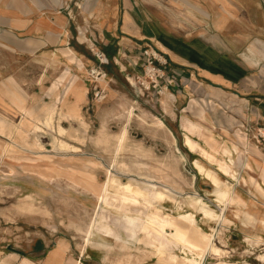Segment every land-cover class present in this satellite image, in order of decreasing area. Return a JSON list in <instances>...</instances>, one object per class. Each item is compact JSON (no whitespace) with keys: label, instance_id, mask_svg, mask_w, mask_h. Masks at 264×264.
<instances>
[{"label":"rangeland","instance_id":"rangeland-1","mask_svg":"<svg viewBox=\"0 0 264 264\" xmlns=\"http://www.w3.org/2000/svg\"><path fill=\"white\" fill-rule=\"evenodd\" d=\"M247 7L252 14L253 4ZM244 18L237 17L238 33L245 30ZM126 19L131 20L127 13ZM100 26L71 24L73 35H86L78 39L82 44L71 45L83 54H74L75 67L70 59L61 64L53 51L26 57L0 46V258L9 264L40 263L59 247L58 264H264V187L256 186L260 183L248 174V162L241 163L242 149L235 145L239 128L249 147L264 150L256 138L262 125L239 122L229 103L205 109L202 119L195 109L182 112L190 94L185 101L166 100L171 87L161 94L142 90L137 78L143 73L142 52L153 48L163 55L156 39L144 40L137 57L118 56L111 44L108 59ZM114 28L119 31L120 23L106 25L110 32ZM232 42L235 59L243 62L240 53L252 40ZM97 50L104 54L103 80L89 74L98 64ZM250 75L257 80L251 93H262L260 68ZM77 88L84 95L79 114H73L65 100L74 101ZM54 103L53 120L46 125L43 111ZM123 128L126 139L116 149ZM101 130L105 141L99 140ZM251 154L250 148L243 159ZM225 163L232 167L224 168ZM109 173L131 192L139 185L161 197H152L149 207L144 201L111 199L102 211L97 192ZM235 173L238 180L232 179ZM230 191L233 200L224 204ZM206 237H212L207 252ZM212 244L221 253H212Z\"/></svg>","mask_w":264,"mask_h":264},{"label":"crops","instance_id":"crops-1","mask_svg":"<svg viewBox=\"0 0 264 264\" xmlns=\"http://www.w3.org/2000/svg\"><path fill=\"white\" fill-rule=\"evenodd\" d=\"M250 3L254 6L252 14L247 7ZM126 13L131 17L129 23ZM239 14L245 17V22H240L245 24V30L238 33ZM118 23L119 31L106 29V25ZM71 24L101 25L99 38L105 39L107 46L115 44L118 56L131 53L137 57L134 54L145 45L144 40L156 39L158 48L159 44L165 47L166 51L159 50L168 59V70L181 75V82L171 87V93L164 95L166 100L177 97L185 101L186 94H190L192 97L182 112L195 109L202 119L208 108L224 109L222 105L229 103V109L239 122L252 120L264 126V86H261L262 93H251L257 90V80L250 75L260 68V77L264 79V1L0 0V46L18 55L41 57L47 51H53L60 55L61 64L70 57L76 60L74 54L83 56L71 45L73 42L82 44L78 39L84 40L86 35H73ZM96 32L91 30V34ZM227 39L229 42H225ZM243 39L252 42L240 53L243 61L240 62L234 57L232 41ZM66 49L72 53H63ZM72 60L69 65L75 67L76 62ZM74 94L75 100L66 99L65 103L71 110L69 113L79 114V101L84 93L76 89ZM153 121L163 125L159 118ZM235 134L239 143H233L240 145L237 146L239 149L245 152L251 148L255 152L246 160L242 155L241 163L243 160L248 162V174L264 187V150L249 147L248 136L241 129L237 128ZM236 177L238 180L237 174L232 179L236 180ZM56 249L59 251V247ZM54 251L40 263L23 260L20 264H46L47 261L58 264L60 260L52 257ZM0 264H9V261L0 258Z\"/></svg>","mask_w":264,"mask_h":264},{"label":"bare ground","instance_id":"bare-ground-1","mask_svg":"<svg viewBox=\"0 0 264 264\" xmlns=\"http://www.w3.org/2000/svg\"><path fill=\"white\" fill-rule=\"evenodd\" d=\"M146 2V1H145ZM130 6V5H129ZM159 49L161 51H166L165 50V47L162 45V44H159ZM63 53L69 55L71 52L70 49H66L63 51ZM158 56L163 59V57L161 55L158 54ZM70 59L72 60L73 57H70ZM66 73V72H65ZM67 74V73H66ZM65 74V75H66ZM69 74V73H68ZM100 80H103V78H101ZM78 91H80L81 89L77 88ZM170 97V96H169ZM16 99H18V97H16ZM55 110H56V104H51L49 105L48 107H46L43 111V114L45 116V124L46 125H51V122L53 120V117H54V114H55ZM56 116V115H55ZM63 117V113L62 111L59 112V118H62ZM156 121H159L158 119H156ZM57 122V121H56ZM43 124V123H42ZM56 125V124H55ZM53 126V125H52ZM51 127V126H50ZM53 128V127H52ZM59 132H62L64 130V128L62 127V125H60V123L57 124V128ZM55 129V130H56ZM66 129V128H65ZM106 139V136L104 134V131L101 130L100 131V136H99V140H103L105 141ZM126 139V129L123 128L121 129V131L119 132V134L117 135V142H116V149H122V144L124 143ZM213 139V138H211ZM58 142V141H57ZM59 142H65V141H59ZM67 142V141H66ZM39 145V144H38ZM65 145V144H64ZM68 145V144H67ZM224 145V144H223ZM72 146V145H71ZM69 146V147H71ZM223 149H226L227 148V145L225 144L224 146H222ZM243 150L241 151L242 155H243ZM214 157V156H213ZM221 165V164H220ZM224 168L226 169H230V167L228 165H225L223 164ZM108 171V170H107ZM69 179V178H68ZM236 180H237V177H236ZM70 181V180H69ZM100 186V185H99ZM258 188H261L262 186L260 185H256ZM87 189V188H86ZM134 192H131L127 189V185L124 184L123 182H121L115 175L113 174H110L109 173V176L107 178V180L101 185L99 191L97 192V201H100L101 202V209L102 211L105 209V206L104 204L108 203V201H110L111 199L112 200H117V201H126V202H129L130 204L132 205H136V204H142V201H144L143 205L146 206V207H149V203L151 201H154V199L152 197H155V198H159L161 197V192L158 191V190H146L145 188L139 186V185H134ZM264 193V192H262ZM34 194V193H33ZM35 195V194H34ZM110 196H112V198H110ZM238 196V195H237ZM96 197V196H95ZM94 197V198H95ZM141 197L144 199L142 200ZM233 200V197H231V191L227 193V195L225 196V199H224V204H226V202H230ZM244 201V200H243ZM110 204V203H109ZM245 204V203H244ZM32 204H30L31 206ZM100 205V204H99ZM125 205V204H124ZM129 205V204H128ZM21 206V205H20ZM33 207V205H32ZM124 207V206H123ZM26 208V206H25ZM139 208V207H138ZM127 209H128V206H127ZM146 209V208H145ZM148 210V209H147ZM30 211V209L28 210ZM101 211V212H102ZM149 213V212H148ZM153 215H155L157 218H159L160 220H165L166 217L160 215L159 213H151ZM94 216V214H92ZM218 218H220V214L217 215ZM217 218V219H218ZM92 219V218H91ZM95 219H93L92 224H90L88 226L89 227H93V223H94ZM170 223V222H169ZM91 230L89 229L88 230V233L87 234H90ZM89 236V235H88ZM213 237V236H212ZM212 237L208 238L206 240L205 243H203L204 245L202 246H205L206 250L205 252H207V249L208 247L210 246L211 244V240H212ZM87 239V238H86ZM248 240L250 241H254V242H258L259 241V238H254V239H251V238H248ZM200 241V239H199ZM202 241V240H201ZM171 246V244H170ZM210 251L212 253H221V248L217 247L215 244H212L211 247H210ZM58 252V250L56 249L53 253H52V257H55L56 256V253ZM176 260V259H175ZM174 261V260H173ZM51 263V261H47L46 264H49Z\"/></svg>","mask_w":264,"mask_h":264},{"label":"built area","instance_id":"built-area-1","mask_svg":"<svg viewBox=\"0 0 264 264\" xmlns=\"http://www.w3.org/2000/svg\"><path fill=\"white\" fill-rule=\"evenodd\" d=\"M98 64L90 69V76L95 78H103L106 73L101 68V64L104 60V54L99 50L94 52ZM145 57L143 65V73L137 75V78L141 80L142 90L151 91L153 90L156 94H161L169 87L177 85L181 82V75L176 72H170L169 63L166 56L159 54L155 49L145 48L142 52ZM161 55L163 59L159 56ZM145 78V79H144ZM246 131H251V126L245 127ZM257 137L262 143H264V126L256 128Z\"/></svg>","mask_w":264,"mask_h":264},{"label":"trees","instance_id":"trees-1","mask_svg":"<svg viewBox=\"0 0 264 264\" xmlns=\"http://www.w3.org/2000/svg\"><path fill=\"white\" fill-rule=\"evenodd\" d=\"M111 47H112V45H109L107 47L106 46L102 47V51L104 52V54L106 55V57L108 59H110L111 55H112V52H110ZM104 67H105V69H107V65H104Z\"/></svg>","mask_w":264,"mask_h":264}]
</instances>
